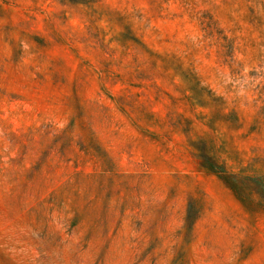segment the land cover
<instances>
[{"label": "rangeland", "instance_id": "1", "mask_svg": "<svg viewBox=\"0 0 264 264\" xmlns=\"http://www.w3.org/2000/svg\"><path fill=\"white\" fill-rule=\"evenodd\" d=\"M0 264H264V0H0Z\"/></svg>", "mask_w": 264, "mask_h": 264}, {"label": "trees", "instance_id": "2", "mask_svg": "<svg viewBox=\"0 0 264 264\" xmlns=\"http://www.w3.org/2000/svg\"><path fill=\"white\" fill-rule=\"evenodd\" d=\"M207 160V161H206ZM200 166L207 172L214 173L222 183L235 193H238V182L234 174L226 171L225 167L210 159H203Z\"/></svg>", "mask_w": 264, "mask_h": 264}]
</instances>
